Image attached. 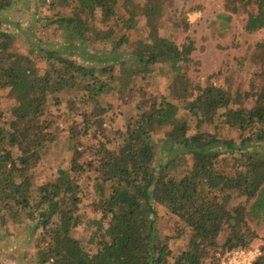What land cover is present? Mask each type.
Listing matches in <instances>:
<instances>
[{
	"label": "trees",
	"instance_id": "obj_1",
	"mask_svg": "<svg viewBox=\"0 0 264 264\" xmlns=\"http://www.w3.org/2000/svg\"><path fill=\"white\" fill-rule=\"evenodd\" d=\"M125 1L51 0L50 11L62 9L45 17L48 28L53 25L85 48L94 46L95 54L111 49L109 55L129 42L125 35L116 38L113 28L130 30L134 16L146 18L149 32L118 72L115 61L103 54L98 64H83L74 53L29 40L30 51L23 52L18 36L4 29L0 18V91H8L12 105L8 118L0 109V204L14 222H22V213L24 223L30 222L28 242L37 264H169L173 250L169 237L159 232V206L191 234L187 249L171 264H219L218 252L253 247L255 226L264 228V152L257 148L264 144V41L252 54L251 64L259 70L250 101V92L241 87L232 92L191 81L187 71L194 43L178 44L159 33L165 0L133 3L129 17L121 13ZM15 4L0 0V14ZM225 9L219 21L229 23L240 13L247 15L248 30L264 27V0H225ZM99 21L108 29L95 31L93 23ZM177 25L190 27L186 17ZM122 56L118 53L116 62ZM159 64L174 72L168 93L139 94L127 71L147 76ZM116 90L125 102L136 98V103L125 116V128L111 131L100 105ZM68 96L74 117L66 128L52 115L42 119ZM90 102L91 108L85 105ZM182 110L239 137L207 129L190 134ZM53 143L71 155L70 161L58 169L56 180L39 187L33 203L30 171ZM232 160L235 169L227 167ZM84 176H93V205L102 213L87 223L96 226L88 245L74 235L84 223ZM93 243L97 250L91 253ZM254 264H264V255Z\"/></svg>",
	"mask_w": 264,
	"mask_h": 264
},
{
	"label": "rangeland",
	"instance_id": "obj_2",
	"mask_svg": "<svg viewBox=\"0 0 264 264\" xmlns=\"http://www.w3.org/2000/svg\"><path fill=\"white\" fill-rule=\"evenodd\" d=\"M46 1V0H45ZM16 0V4L9 10L3 11L0 14L2 25L4 29H8L12 34L18 36L16 45L19 50L23 52L30 51L28 42L35 45H40L43 48L58 49L62 53H74V57L83 64L95 65L100 62L101 55L113 59V66L117 68V72L123 67V62L128 59L130 54L138 51V41L144 39L150 28L146 24V18L140 15L134 16L135 26L126 30L122 25L114 27V34L116 38L125 35L129 38V42L123 44L118 52L109 55L110 50L105 53H94L92 50L94 46L85 48L83 44L73 42L69 36L63 34L62 31H55L53 25L46 26L48 22L45 19L46 15L58 13L62 8L55 11H50L48 3L51 0ZM145 5L146 0H126V8L121 10V13L126 17L133 15L131 4ZM61 7V6H60ZM226 11L225 0H165L164 16L159 24L161 35L172 38L178 44L188 43L192 40L195 50L192 52L190 58V66L187 71L191 81L202 86L209 83L230 88L232 92L240 88L250 92V101L255 96V91L252 89L253 82H258L255 77V71L258 67L251 64L252 54L259 53L260 50L255 48L257 44L264 41V27L250 31L246 28L247 15L235 13L231 22H223L218 20V14ZM227 13H230L227 11ZM186 17L190 23L188 29L177 25L182 18ZM95 24V25H94ZM95 31L107 30L102 22L93 23ZM162 25V27H161ZM56 27V25H55ZM35 31V32H34ZM29 40V41H28ZM75 43V44H74ZM39 48V49H40ZM39 49H37L39 51ZM98 51L102 47L97 44ZM34 52V55L38 51ZM92 52L94 55H92ZM122 53L121 60L116 62L117 54ZM257 69V70H256ZM128 77L136 84L137 92L142 91L147 96L152 94L168 93L170 79L174 76V72L166 65H158L155 71L150 72L147 76L137 74L132 71H127ZM8 91H0V109L5 112L8 118L11 113V103L7 98ZM68 98L63 101L61 105H53L50 108V114L46 113L43 120L50 118L52 115L57 118L60 127H67L68 122L74 117L70 113L71 104L68 103ZM249 102V101H248ZM108 103L111 108L108 107ZM136 98L125 102L119 96L116 90L109 95H106L105 100L100 105V108H105L104 119L105 125L111 131L125 128V116L131 113ZM82 102H77L80 106ZM251 105V103L249 102ZM88 107H92L93 103H86ZM104 111V110H103ZM187 119L189 124L188 133H194L196 129H207L209 131L225 132V135L239 137L237 133L228 134L225 128H216V121L213 124H203L197 121V118L187 115L185 110L181 112ZM77 119L80 116L75 115ZM5 121V120H3ZM2 123V120L0 121ZM54 126V125H53ZM52 126V127H53ZM52 129V128H50ZM118 140V135L114 136ZM240 138H238V141ZM258 145V144H257ZM258 150L264 152V144L257 146ZM71 155L67 152H62L60 146L54 143L50 150L44 155L41 162L30 171L31 175V190L30 197L33 203L37 202L39 197V187L48 181H54L59 176L58 169L67 167ZM86 160V158H85ZM235 169L237 167L236 161H231L227 166ZM92 175H94L92 173ZM93 177V176H92ZM92 177L84 176L81 180L82 186L85 190L83 202L80 204L81 212L84 218V223L81 224L74 231L82 243L88 245L90 235L96 226L89 227L87 223L93 218H101L102 213L95 210L93 202L95 200L94 186ZM0 204V264H37L35 256H33V245L28 242L31 238V231L26 227L30 222L24 223V214L22 213V222H14L9 217L7 212L3 210ZM157 225L162 236L169 237V246L173 250L169 258V264L173 259L183 250L187 249L190 238V231L179 222L178 218L172 215L164 206L158 207ZM256 227L258 237L252 242L253 247H258L263 252L264 245V228L263 226ZM91 253L96 252L97 247L93 243L88 246Z\"/></svg>",
	"mask_w": 264,
	"mask_h": 264
},
{
	"label": "built area",
	"instance_id": "obj_3",
	"mask_svg": "<svg viewBox=\"0 0 264 264\" xmlns=\"http://www.w3.org/2000/svg\"><path fill=\"white\" fill-rule=\"evenodd\" d=\"M263 252L258 247H239L225 253L218 252L219 264H254Z\"/></svg>",
	"mask_w": 264,
	"mask_h": 264
}]
</instances>
